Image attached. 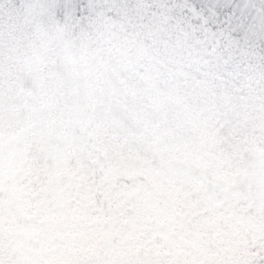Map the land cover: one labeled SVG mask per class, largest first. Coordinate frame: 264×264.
Segmentation results:
<instances>
[{
    "label": "rangeland",
    "instance_id": "obj_1",
    "mask_svg": "<svg viewBox=\"0 0 264 264\" xmlns=\"http://www.w3.org/2000/svg\"><path fill=\"white\" fill-rule=\"evenodd\" d=\"M22 1L25 17L0 0V199L25 216L27 242L13 259L2 213L0 264L251 263L264 236L259 41L211 30L188 0H130L138 36L125 42L90 34L76 0H61L62 23L58 0ZM249 3L264 27V3ZM111 178L140 188L141 214Z\"/></svg>",
    "mask_w": 264,
    "mask_h": 264
},
{
    "label": "trees",
    "instance_id": "obj_2",
    "mask_svg": "<svg viewBox=\"0 0 264 264\" xmlns=\"http://www.w3.org/2000/svg\"><path fill=\"white\" fill-rule=\"evenodd\" d=\"M191 4L194 5L198 10L201 11H210L213 13L211 15H207V22L211 30H222V28H226V30L231 34V36L238 38L240 42L247 44L250 40H257L259 41V46L264 52V27L261 26V24L257 21V18L255 17L256 11H252L253 5L251 6L249 2H252L253 0H188ZM257 2L264 3V0H255ZM77 5L73 8H71V12H76L77 14L74 15V18L77 21H81L82 23L85 22V26L88 27V32L90 34L95 33L98 30L97 28H104L107 30V34L104 32H98V34L108 35V38L104 40V42L112 40L113 42H125L124 39H126L131 33L138 36L136 33L138 30V25L135 23V17L132 14V10L129 9L127 6L130 0H76ZM14 4L16 7L19 8L21 11V14L23 17H25L27 14V8L26 3H24L22 0H14ZM57 7L54 9L53 12H55V17L53 19V22L62 23L63 22V1L58 0ZM26 8V9H25ZM109 12L107 15H103L104 12ZM79 13V14H78ZM227 17H231L232 21L230 23H223ZM39 27H42V30L45 29L44 26L39 25ZM72 26L71 28H73ZM96 29V30H94ZM32 30L30 29V32ZM85 31H87L84 27H76L75 28V34L74 38H92V35H84ZM29 32V31H28ZM29 32V33H30ZM31 34V33H30ZM79 37V38H77ZM88 40H85L84 42H77L76 40H73V42L76 44L77 47H84L85 49H88ZM129 41L131 42L132 39L128 40L126 44H129ZM131 54V52H130ZM43 61L45 62V56L43 57ZM264 74V69H263ZM262 154V155H261ZM261 156L264 158V149L263 153H260ZM240 161V160H239ZM239 161L237 164L232 168V170L229 172V174L223 178H220V176H217V179L220 181V183L223 185L224 188L230 186L234 179H236L238 176H240V163ZM9 174V173H8ZM6 177V174H5ZM13 179V178H12ZM7 180H10L9 178L3 179V182H7ZM107 183L115 185L117 188H119L120 192H125L126 196H130L132 198L133 202V209L138 213H142V211L145 209V206L139 201L136 202V197H139L138 192L140 191V188L135 187L133 182L131 184L124 183L118 180L114 179H107ZM3 186L6 189L7 194H11V198L13 197L16 201L15 197L18 199L19 197L16 195H13L11 192L9 186H7L5 183ZM109 186V185H108ZM225 191V190H224ZM226 193V192H223ZM9 197V201L10 200ZM139 200V198H137ZM4 203V205H3ZM23 203L19 201V207H22ZM20 210V209H19ZM22 210L19 211L21 213ZM24 212V211H23ZM4 215H3V214ZM10 208L9 205L2 199H0V215H3L4 220L8 219V222L13 226L11 229V234L9 235L8 239L5 240L10 250L9 254L13 252V250L18 251L14 256H12L13 259H18L19 255L21 256L22 251H25L24 244L27 242V240H24V237H26L25 229L23 228V222L22 219L25 218V216H22L20 220H15L14 217L10 216ZM158 215V213H156ZM24 220V219H23ZM264 229H262L261 232ZM24 231V232H23ZM10 232V231H9ZM30 235H28L30 242L29 246H34L39 249V247L43 244L36 233H32L29 230ZM261 235V234H260ZM9 238H11L9 240ZM27 238V237H26ZM261 241L253 245L252 248L253 251L256 252V256L253 261L249 264H264V236H260ZM23 260V259H19ZM18 260V261H19ZM257 260H260L257 263ZM195 264H224V262H220L218 260H214L212 256V262L210 263L208 258H197L192 261ZM230 263V262H229ZM15 264H19V262H16Z\"/></svg>",
    "mask_w": 264,
    "mask_h": 264
}]
</instances>
